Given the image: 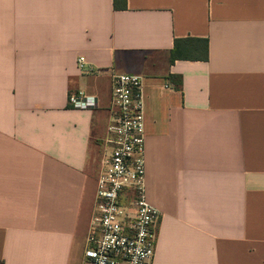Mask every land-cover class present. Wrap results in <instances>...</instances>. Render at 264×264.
Masks as SVG:
<instances>
[{"label": "crops", "instance_id": "crops-1", "mask_svg": "<svg viewBox=\"0 0 264 264\" xmlns=\"http://www.w3.org/2000/svg\"><path fill=\"white\" fill-rule=\"evenodd\" d=\"M187 38L208 59L172 60ZM118 74L144 78L152 264H264V0H0V264H82Z\"/></svg>", "mask_w": 264, "mask_h": 264}, {"label": "built area", "instance_id": "built-area-1", "mask_svg": "<svg viewBox=\"0 0 264 264\" xmlns=\"http://www.w3.org/2000/svg\"><path fill=\"white\" fill-rule=\"evenodd\" d=\"M92 73L85 57L78 60ZM75 109H94L98 99L85 90L69 95ZM111 121L97 182L95 211L82 264H152L160 212L149 202L145 184L144 78L112 77Z\"/></svg>", "mask_w": 264, "mask_h": 264}, {"label": "trees", "instance_id": "trees-1", "mask_svg": "<svg viewBox=\"0 0 264 264\" xmlns=\"http://www.w3.org/2000/svg\"><path fill=\"white\" fill-rule=\"evenodd\" d=\"M209 42L206 39L187 38L176 39L175 47L172 51V60L177 59H208ZM181 85V80H178Z\"/></svg>", "mask_w": 264, "mask_h": 264}]
</instances>
